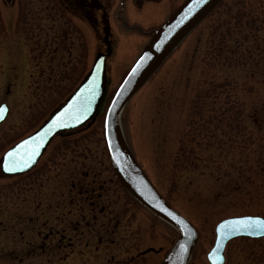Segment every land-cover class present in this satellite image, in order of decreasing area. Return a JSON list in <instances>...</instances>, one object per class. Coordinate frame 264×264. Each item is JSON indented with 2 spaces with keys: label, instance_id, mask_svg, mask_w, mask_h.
Masks as SVG:
<instances>
[{
  "label": "rangeland",
  "instance_id": "obj_1",
  "mask_svg": "<svg viewBox=\"0 0 264 264\" xmlns=\"http://www.w3.org/2000/svg\"><path fill=\"white\" fill-rule=\"evenodd\" d=\"M185 1L158 2L148 17L128 5L132 29H114L122 44L107 65L99 118L56 139L32 173L0 176V264L164 262L178 232L122 186L106 151L103 120L154 30ZM9 5L0 0V105L10 108L0 126V159L65 103L105 51L103 25L94 45L91 28L64 16L58 1ZM119 125L149 179L196 227L192 264H209L220 222L264 217V0L219 3L131 98ZM93 189L100 201L80 194ZM59 231L74 247L43 250L54 240L44 243L43 236ZM226 257V264L264 263V239L235 240Z\"/></svg>",
  "mask_w": 264,
  "mask_h": 264
},
{
  "label": "water",
  "instance_id": "obj_2",
  "mask_svg": "<svg viewBox=\"0 0 264 264\" xmlns=\"http://www.w3.org/2000/svg\"><path fill=\"white\" fill-rule=\"evenodd\" d=\"M222 0H207V3L197 4L195 0H187L170 19L157 30L150 41L143 49L141 55L126 74L118 89L116 90L111 102L109 103L103 120V137L111 165L125 189L146 209L155 214L161 220L167 222L178 232V240L166 257L163 264H189L193 249L198 241V233L192 223L183 215L173 209L163 198L142 167L137 162L135 156L127 145L121 132L119 120L123 110L131 98L144 86V84L157 72L172 52L185 40V38L208 16V14ZM106 50L96 57L91 70L73 91L69 98L32 134L22 139L8 151L4 153L0 160V172L4 177H18L30 173L44 157L47 149L58 138L66 134L76 133L93 123L101 114L102 108L107 98L106 85V62L111 54L110 27L104 29ZM102 62V63H101ZM99 69L98 90L96 98L92 101L91 109L86 118L80 121L68 120L66 127H51L62 113L71 109L76 103L77 98L85 93L93 82ZM0 108H7L5 118L0 120L3 125L10 114V108L6 103ZM51 128V131L48 129ZM47 132L46 143L42 146L37 162L24 171L9 173L4 165L7 163V153L17 148L24 141L37 137ZM172 213L173 215H169ZM176 217V219L173 218ZM247 217V216H246ZM242 218V217H237ZM230 218L222 221L216 227V242L213 249L207 256L209 264H215L213 254L217 257L223 256L225 264V248L231 240L238 237L263 238L264 236L239 235L227 237L224 246L217 252L219 244V226L225 221L237 219ZM261 218V217H260ZM183 223H180V222Z\"/></svg>",
  "mask_w": 264,
  "mask_h": 264
},
{
  "label": "flooded vegetation",
  "instance_id": "obj_3",
  "mask_svg": "<svg viewBox=\"0 0 264 264\" xmlns=\"http://www.w3.org/2000/svg\"><path fill=\"white\" fill-rule=\"evenodd\" d=\"M9 1H10V5H12L13 0H9ZM55 1L56 2L58 1L60 3L61 11H62V14L64 16L70 17L71 19H74L76 22L82 23L85 27L91 28V30H92L91 35L94 39V45H95V39H96V27H100V25L104 26L105 24L110 27L111 54L107 59V63L110 62L112 59L116 58V55H117L116 50L119 51V48H120L119 45L122 44V38H121L122 34H117L114 29L115 28L119 29L121 33L123 32L122 31L123 29L124 30L125 29H127V30L132 29V27L129 25V22L127 21V19H128V18H126L127 16L125 17V11L127 9H129V7L132 6V8L134 10L133 12L134 13L137 12V13L141 14V17H148L152 14L154 15L157 12L156 8L158 6V2H159V4H162V2H167V3L170 2V0H55ZM128 5H129V7H128ZM134 13L132 15L133 17L136 16ZM129 17H130V19L132 18L131 16H129ZM164 22H162V23H164ZM135 28H136V31L138 32L142 27L136 26ZM123 52L125 53V55L128 54L126 51H123ZM50 148H51V146L47 149V151H46V153L42 159V162H43L45 156L47 155L48 151L50 150ZM91 192L92 193H90L89 191H87V192L81 191L80 194L81 193L82 194H88L89 199H91V200H95L98 198L100 199L102 197V195H100V194H99L98 198L95 197V195H96L95 189H93ZM99 199H98V201H100ZM137 205H138V203H137ZM84 211H83V213H84ZM69 214H72V212H70ZM83 218H86V216L84 214H83ZM94 218H96V217H94ZM62 232L63 231H59V232H57L56 235H53V233H51V234H46V236H43V238H44L43 242L44 243H47V241H49L48 240L49 238H53L55 240L56 237H60V239H58V242L60 244L53 245L54 240H51L50 243H52V245L42 246V249L46 250L49 247L50 249L53 250V247H55V249L59 252L60 249H63V248L66 249V248L74 247L73 242H72V241H74V239L72 237H68V236L62 234ZM64 232L66 233L65 230H64ZM59 233H60V235H59ZM57 235H59V236H57ZM238 239L263 240L264 237L263 238L239 237V238L233 239L232 241L228 242V244L225 248V253H224L225 264H226V260H227L226 253H227V250H228L230 243H232L233 241L238 240ZM65 242H68V243L65 244ZM100 242H104L102 240V238H100ZM111 242H113V241H111ZM214 244H215V242H214ZM63 245H65V246H63ZM213 247H214V245L211 247V249ZM254 247H255L254 244H251V248L253 249ZM151 252L160 253L162 251H161V249L159 251H156L154 249H149V250H147L146 253H151ZM193 252H194V250H193ZM193 252H192L191 260H190L189 264H192ZM144 253H142L140 256H143ZM65 257H67L66 259H68L69 255H66ZM63 259L65 260V258H63ZM261 264H264V263H261Z\"/></svg>",
  "mask_w": 264,
  "mask_h": 264
},
{
  "label": "snow or ice",
  "instance_id": "obj_4",
  "mask_svg": "<svg viewBox=\"0 0 264 264\" xmlns=\"http://www.w3.org/2000/svg\"><path fill=\"white\" fill-rule=\"evenodd\" d=\"M197 4L207 3V0H195ZM102 63V62H101ZM99 69H97V75L93 79L92 84L85 89L87 95H81L77 98L76 103L72 108L62 113L61 116L53 123L51 127L62 128L66 127L68 120L80 121L81 118H86L88 112L91 109L92 101L96 98V92L98 90ZM7 108H0V120L5 118ZM51 131V128L48 129ZM47 132L24 141L17 148L7 153V163L4 165L5 170L9 173L17 171H24L30 168L37 162V157L40 154L42 146L46 143L45 137ZM169 215H173L169 213ZM176 219L175 216H173ZM180 223H183L182 221ZM219 244L217 252L224 246L227 237H234L239 235L249 236H264V218L247 216L237 218L229 221H225L219 226ZM213 260L215 264H223L224 257H217L213 254Z\"/></svg>",
  "mask_w": 264,
  "mask_h": 264
},
{
  "label": "trees",
  "instance_id": "obj_5",
  "mask_svg": "<svg viewBox=\"0 0 264 264\" xmlns=\"http://www.w3.org/2000/svg\"><path fill=\"white\" fill-rule=\"evenodd\" d=\"M132 199H133V198H132ZM169 203H170L172 206H174L172 202L169 201ZM178 211H179V210H178ZM179 212H180V211H179Z\"/></svg>",
  "mask_w": 264,
  "mask_h": 264
}]
</instances>
